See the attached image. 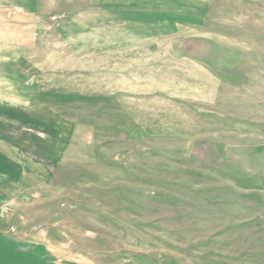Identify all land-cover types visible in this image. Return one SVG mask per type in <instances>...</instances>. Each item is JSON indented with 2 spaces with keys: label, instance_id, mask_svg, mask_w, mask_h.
<instances>
[{
  "label": "rangeland",
  "instance_id": "obj_1",
  "mask_svg": "<svg viewBox=\"0 0 264 264\" xmlns=\"http://www.w3.org/2000/svg\"><path fill=\"white\" fill-rule=\"evenodd\" d=\"M17 1L1 224L53 264H264V0Z\"/></svg>",
  "mask_w": 264,
  "mask_h": 264
},
{
  "label": "crops",
  "instance_id": "obj_2",
  "mask_svg": "<svg viewBox=\"0 0 264 264\" xmlns=\"http://www.w3.org/2000/svg\"><path fill=\"white\" fill-rule=\"evenodd\" d=\"M4 1V0H3ZM20 0L17 1L15 6L22 11V8L29 12L37 13L36 5L33 8L22 7L23 4L18 5ZM2 4V5H1ZM6 3H0V9H5ZM35 6V7H34ZM21 7V8H20ZM75 11H80L75 10ZM21 76V73H20ZM7 105H0V116L10 117L11 113L7 111ZM11 108V107H9ZM14 109V108H13ZM16 118V117H14ZM21 119V118H20ZM22 120V119H21ZM1 124V121H0ZM1 136V135H0ZM4 136V135H2ZM4 138V137H3ZM19 142L22 143L21 137ZM19 153L9 152L6 148L0 147V211L4 206L10 204L11 198L3 195V187H16L18 186L21 176L23 175L24 165L22 162L21 145H19ZM2 216L0 214V264H53L55 252L54 249L47 243V245H40L37 242L20 237L15 234V229H8L3 226ZM25 235V234H23Z\"/></svg>",
  "mask_w": 264,
  "mask_h": 264
},
{
  "label": "built area",
  "instance_id": "obj_3",
  "mask_svg": "<svg viewBox=\"0 0 264 264\" xmlns=\"http://www.w3.org/2000/svg\"><path fill=\"white\" fill-rule=\"evenodd\" d=\"M5 208H7V206H4L2 209L4 210ZM2 209H1V210H2ZM1 216H3V213H1Z\"/></svg>",
  "mask_w": 264,
  "mask_h": 264
}]
</instances>
